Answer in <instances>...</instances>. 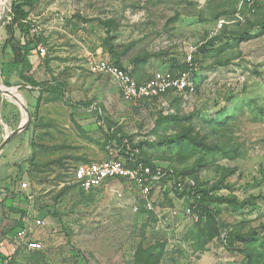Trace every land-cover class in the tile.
Wrapping results in <instances>:
<instances>
[{"label":"rangeland","instance_id":"obj_1","mask_svg":"<svg viewBox=\"0 0 264 264\" xmlns=\"http://www.w3.org/2000/svg\"><path fill=\"white\" fill-rule=\"evenodd\" d=\"M239 6L240 0H39L30 9L39 42L29 75L54 87L23 83L31 122L15 144L26 146L8 144L0 156V251L10 264H264V0L256 12ZM246 31L249 37L239 39ZM110 45L139 80L191 55L195 91L125 100L112 77L90 70L94 60H113ZM5 130L1 122L0 142ZM113 135L211 196L234 199L212 205L228 232L243 237L237 250L215 234L222 225L201 218L170 181L148 192L120 180L89 190L74 184L76 166L124 159ZM12 164L18 170L2 172ZM23 217L39 250L11 237L8 229Z\"/></svg>","mask_w":264,"mask_h":264},{"label":"built area","instance_id":"obj_2","mask_svg":"<svg viewBox=\"0 0 264 264\" xmlns=\"http://www.w3.org/2000/svg\"><path fill=\"white\" fill-rule=\"evenodd\" d=\"M256 6L257 0H240L239 9L254 12ZM8 19H10V16ZM31 32H36L33 23H31ZM186 62L190 66L192 65L191 55L187 57ZM90 70L100 75L112 77L121 96L131 102L152 99L170 92H193L197 86L196 81L190 74V68L174 72L168 65L167 68L155 71L151 77L138 80L131 72L121 68L113 60L101 58L90 63ZM123 156L124 159L123 157H110L76 166L72 173L73 183L82 189L89 190L103 186L112 180H124L135 183L143 191L148 192L153 183L160 182L166 175L164 168L146 164L140 157L138 149H128ZM170 182L173 186L174 181ZM188 182L193 183L192 180L186 179L184 182L177 183V187L182 190L187 187ZM21 186L26 188L28 184L23 182ZM145 206L148 209H153L150 201H147ZM188 212H191L190 207ZM40 224L44 225L45 221H40ZM31 227V220L27 218L12 238L17 246L24 245L28 250H39L42 248V243L38 238L31 237Z\"/></svg>","mask_w":264,"mask_h":264},{"label":"trees","instance_id":"obj_3","mask_svg":"<svg viewBox=\"0 0 264 264\" xmlns=\"http://www.w3.org/2000/svg\"><path fill=\"white\" fill-rule=\"evenodd\" d=\"M39 0H14L13 5H12V10L9 14L10 19L5 25V30L7 33V39L5 40L2 51L3 53H6L7 49L10 48L11 54H12V61L10 65V70H12L15 67L18 66H23L26 62V58L31 55L35 54L36 47L38 46L39 39L36 37L34 33L31 32V21H30V9L38 2ZM246 11H249L245 9ZM257 11V6L256 10ZM249 37V33L246 31L244 34H241L239 36V39H246ZM216 40H211L209 41V44H215ZM111 53V58L114 60V62L119 65L121 68L126 69L127 71L131 72V70H128L126 67H124L119 59L118 53L115 52L113 46H109L108 49ZM193 64L195 60L192 61ZM169 66L173 69L174 72H179V71H184L187 70L188 68H193L192 65L190 66L188 62H180L172 59V62H169ZM2 72L4 73V63L2 64ZM30 73V68L29 69H23L21 73V79L28 83L29 85L32 86V88L40 87L41 89L44 88H53L54 86L50 85L49 82H40L36 80L34 77L29 75ZM152 76V75H151ZM150 76V77H151ZM149 78V77H148ZM139 80V79H138ZM7 86H10V83L8 81L4 82ZM168 94V93H167ZM165 95V94H164ZM156 98V97H155ZM27 101H29L27 99ZM33 105V103H31ZM7 106L9 105L8 103L6 104ZM29 107L31 105L28 103ZM37 103L35 104V107H37ZM0 114L3 115V104L1 102V94H0ZM103 131H105V127L102 125ZM111 139L119 144L120 147H122L121 154L125 155L126 151L129 149V145L124 142L123 139L119 136H111ZM191 141H195L193 137L190 138ZM118 146V147H119ZM205 148L210 150L214 147L207 146L205 145ZM142 160L149 165H153L150 161L147 159ZM166 172V175L160 180V182L164 181H174V188L176 192H178L181 196L186 197L189 201H191L192 205H196L198 211H199V216L201 218H208L212 219L214 222H218L222 225L221 220L218 218V209L213 207L214 201H219L220 203L224 202H235L234 199H228L226 197H213L211 196V192L207 189L201 188L197 182L194 179H191L193 183L188 182L187 187L180 190L177 187V183L179 182H184L186 179H179L178 174L175 172H172L168 169H164ZM189 179V178H187ZM124 181V180H122ZM184 184V183H183ZM185 185V186H186ZM210 200V201H208ZM243 204V203H239ZM23 225L22 221H19L18 224H16L14 227L12 226L9 230V232H14L18 231ZM215 234L220 235L223 238V241L225 242L226 248L228 250H237L235 246V242L237 240H243V237L234 235L224 227L222 226H216L215 228ZM3 252L0 251V264H10V259H9V254H2ZM248 258L250 255H246ZM148 262V264H153V261L148 259V261H143V264Z\"/></svg>","mask_w":264,"mask_h":264},{"label":"crops","instance_id":"obj_4","mask_svg":"<svg viewBox=\"0 0 264 264\" xmlns=\"http://www.w3.org/2000/svg\"><path fill=\"white\" fill-rule=\"evenodd\" d=\"M6 39H7V36H6ZM5 39V40H6ZM3 47V45H2ZM2 47H0V65L2 66V64L4 63V80L5 81H8L9 83H11L14 87H18L19 89L22 88L24 85V81L21 79V73L23 71V69H29L32 67V65L34 64L35 62V54H31L29 55L27 58H26V62L23 66H18V67H15L13 68L12 70H10V63L12 61V54H11V51H10V48L7 49L6 53H3L2 51ZM22 86V87H21ZM7 91V96L8 97H11L12 96V93L7 89L5 90ZM4 91V92H5ZM2 102V100H1ZM6 102V103H5ZM3 104V116L2 114H0V123L3 122V125H7L8 128L10 130H15L18 128V126L20 125L21 123V120H22V112H21V109L19 107V105L17 103H15V101H12V100H9L8 101H5ZM9 104L8 106L6 104ZM6 132L7 130L4 131V133L2 134V138L6 135ZM20 135V134H19ZM18 135V136H19ZM15 137L9 144H12L11 146H13L12 148H15L14 146H18V145H25V143H16V139L18 138ZM6 147L4 148V150L2 151V153L0 154V156L2 154H5L6 152ZM22 151V152H21ZM21 151L17 152L19 154H22L24 153V149H22ZM6 156V155H5ZM11 157V156H10ZM5 168L2 169V172L6 173L7 170H9V173L8 174H13L14 170H18V167H15L14 164L12 165H6L4 166ZM1 172V170H0ZM18 172H16L17 174ZM15 174V173H14ZM6 190H9L11 194H16V187H12V186H8V188ZM8 191V192H9ZM11 211H14L13 209H10ZM27 219V217H23L22 218V222H25V220ZM8 222V220H6ZM5 221V222H6ZM10 221H11V218H10ZM10 233H13L11 235V237H13L14 235V232H10ZM7 241V240H6Z\"/></svg>","mask_w":264,"mask_h":264},{"label":"water","instance_id":"obj_5","mask_svg":"<svg viewBox=\"0 0 264 264\" xmlns=\"http://www.w3.org/2000/svg\"><path fill=\"white\" fill-rule=\"evenodd\" d=\"M14 0H9V7L5 10L3 15L0 17V27L6 22V19L9 17V12L12 10ZM8 89L12 96L8 97L4 94L3 89ZM0 94L2 97H6L9 100L15 101L21 109L22 120L20 125L15 130H7L6 135L2 138L0 142V154L4 148L19 134L26 130L31 122V114L28 106V101L26 95L18 87H9L7 86L1 78V69H0Z\"/></svg>","mask_w":264,"mask_h":264},{"label":"bare ground","instance_id":"obj_6","mask_svg":"<svg viewBox=\"0 0 264 264\" xmlns=\"http://www.w3.org/2000/svg\"><path fill=\"white\" fill-rule=\"evenodd\" d=\"M2 1H3V0H0V3H1ZM4 1H5V0H4ZM8 7H9V0H7V1L4 2L2 15H3V13L5 12V10H6ZM2 15H0V17H1ZM5 90H7V89L4 88V89H3V92H4ZM4 94H6V92H4ZM6 95H7V94H6Z\"/></svg>","mask_w":264,"mask_h":264}]
</instances>
